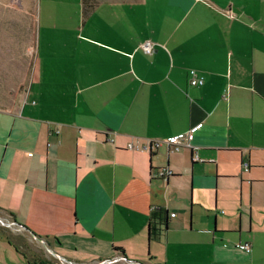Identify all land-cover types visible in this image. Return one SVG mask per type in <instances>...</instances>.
Masks as SVG:
<instances>
[{
    "label": "crops",
    "instance_id": "0c3cea01",
    "mask_svg": "<svg viewBox=\"0 0 264 264\" xmlns=\"http://www.w3.org/2000/svg\"><path fill=\"white\" fill-rule=\"evenodd\" d=\"M90 1L38 0L0 106V264H264V0Z\"/></svg>",
    "mask_w": 264,
    "mask_h": 264
},
{
    "label": "rangeland",
    "instance_id": "374dc122",
    "mask_svg": "<svg viewBox=\"0 0 264 264\" xmlns=\"http://www.w3.org/2000/svg\"><path fill=\"white\" fill-rule=\"evenodd\" d=\"M37 2V3H36ZM21 11L29 13L38 31V0H0V79L11 85V80L19 79L12 85L11 95L13 104H17L23 97L28 84L31 67L28 65L26 54H33L35 32L29 39L22 37L14 29V19ZM38 35V32H37Z\"/></svg>",
    "mask_w": 264,
    "mask_h": 264
},
{
    "label": "built area",
    "instance_id": "2783aa9c",
    "mask_svg": "<svg viewBox=\"0 0 264 264\" xmlns=\"http://www.w3.org/2000/svg\"><path fill=\"white\" fill-rule=\"evenodd\" d=\"M152 42L151 41H143L141 43V47L146 51V52H151L152 50ZM195 70L194 68H191V74L193 75L190 82L192 84H196V83H201L202 82V76L200 75H196L195 74ZM189 144V135L186 133H182V134H176V135H169L163 139H148L145 143L143 144H137L134 141H129L127 143V146L129 148H134V149H149L151 147H154L156 149H160L161 147H166V149L168 151H172V150H178L182 145H187ZM170 170L168 169L167 166H162V167H158L156 168V170L153 172L155 175L158 176H164V175H168L170 174ZM168 206H172L174 207L176 204V201L174 199H171L169 201H167L166 203ZM175 212L171 211L170 215H174ZM238 246L244 248L245 250H250L251 249V243L245 241L243 243H236Z\"/></svg>",
    "mask_w": 264,
    "mask_h": 264
},
{
    "label": "trees",
    "instance_id": "16d2710c",
    "mask_svg": "<svg viewBox=\"0 0 264 264\" xmlns=\"http://www.w3.org/2000/svg\"><path fill=\"white\" fill-rule=\"evenodd\" d=\"M93 5V2L90 0H83V14H86L87 11L90 9V7ZM18 17L14 19V29L16 32L22 34V37H26L25 39H29V34H31V37L33 35V32H35L36 35V30H35V22L33 23V19L31 15L25 11H21L19 13ZM34 44V38H33V43ZM27 60H28V65L29 67H32V61H33V54H26ZM19 79H12L11 80V85L5 84L2 82V79H0V106L1 107H6L9 108L13 104V96L11 95V86L15 85L18 82Z\"/></svg>",
    "mask_w": 264,
    "mask_h": 264
},
{
    "label": "water",
    "instance_id": "95a60500",
    "mask_svg": "<svg viewBox=\"0 0 264 264\" xmlns=\"http://www.w3.org/2000/svg\"><path fill=\"white\" fill-rule=\"evenodd\" d=\"M10 220L12 221L13 224L19 225L22 230H25L26 232H28L33 238H38L39 240H43V238L41 236H39L36 233L26 229L24 226L19 224L17 221H15L13 219H10ZM125 260H126L125 262H127L129 264H144L142 261H139V260L128 259V258H125Z\"/></svg>",
    "mask_w": 264,
    "mask_h": 264
}]
</instances>
